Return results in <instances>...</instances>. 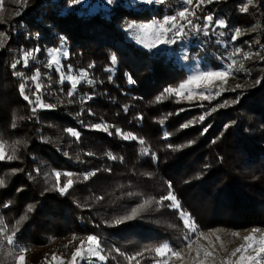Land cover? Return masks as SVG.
<instances>
[{"label":"trees","instance_id":"obj_1","mask_svg":"<svg viewBox=\"0 0 264 264\" xmlns=\"http://www.w3.org/2000/svg\"><path fill=\"white\" fill-rule=\"evenodd\" d=\"M22 2L0 0V29L8 35L0 48V138L9 143L26 142L19 146V159L0 161V177L7 181L0 188V216L11 228L28 205L36 206L18 233V245L28 249L26 259L31 264H46L48 244L54 241L58 247L65 246L73 234L76 240L97 236L108 257L105 264H125L124 258L141 252L144 255L137 257L140 264H154L155 253L146 250L164 242L181 249L187 230L175 209L153 204L133 220L113 223L145 199L165 195L166 182L173 185L183 209L200 230L264 228V0H253L247 12L241 11L247 0H214L197 10L192 18L196 25L202 27L203 17L211 14L214 21L224 20L226 27L213 23L207 36L191 26L186 28L188 63L199 57L217 69L238 56L246 70L233 73L240 87L183 111L171 108L177 105L173 96L159 102L156 97L166 86L185 78L184 67L167 46L151 50L136 45L128 36L127 25L175 15L184 8V0H165L162 5L144 0H115L113 5L105 0ZM93 3H104L106 8L91 12L88 6ZM16 7L21 8L20 15H16ZM236 29L242 35L232 41ZM61 46L69 52L63 66L87 70L94 81L78 85L73 97L67 96L70 87L59 82V74L44 67L47 49ZM37 47L41 51L28 67L22 61L15 69L11 67L24 51ZM236 49L241 54L232 56ZM243 53H250L251 59L245 60ZM113 54L118 63L113 71H106L112 67L109 57ZM90 64L94 66L89 69ZM37 68L44 86L42 101L56 107L33 112V104L24 100L19 85L26 83L25 94L35 101L34 85L13 73L31 76ZM125 73L135 83L129 84ZM237 97L238 102L231 103ZM205 113L210 114L204 121L181 128ZM14 115L23 117L16 120L15 128L11 126ZM98 123L142 137L158 159L142 154L137 141L117 137L114 128L109 135L90 127ZM176 126L179 128L173 133ZM66 129L76 130L79 139ZM165 132L171 133L167 139ZM162 143L184 147L163 151ZM109 152L123 159L111 160L106 155ZM13 169L22 171L12 174ZM53 170L78 174V182L61 195L52 188L54 177L48 184L44 182V173ZM92 171L96 174L83 181L82 174ZM65 180L62 175L61 183ZM101 196L102 200L96 199ZM8 202L9 207H3ZM11 250L14 246L5 247L0 264H13L7 255ZM65 250L68 253L70 247Z\"/></svg>","mask_w":264,"mask_h":264},{"label":"snow or ice","instance_id":"obj_2","mask_svg":"<svg viewBox=\"0 0 264 264\" xmlns=\"http://www.w3.org/2000/svg\"><path fill=\"white\" fill-rule=\"evenodd\" d=\"M17 3H20L21 0H16ZM82 0H73V4H79ZM115 0H105L107 5H113ZM145 3H155V4H164L165 0H144ZM213 0H184L186 5L192 6L184 7L180 11H178L175 15L172 16H164L161 20H153L150 23H145L142 25H134L128 24L127 28L129 30L135 29L138 33H147L152 32L153 39L150 43L144 42L140 36H137V42L144 44L145 47L149 49L158 48L160 45H173L177 42V40L182 39L184 35L187 33L185 29L191 26L193 31H203L205 36L208 35V29L214 23L216 26L220 28L226 27V23L224 20L216 19L214 21L213 15L209 14L203 17V25L198 26L193 22V17H196L197 10L200 9L204 4H210ZM23 3L26 5L27 0H23ZM253 4V0H247L241 7L242 12H247L249 10V6ZM16 15H20L19 12ZM199 18V17H197ZM220 36H224L225 33L220 32ZM242 35L240 29H236L234 34L231 36L232 41H236L238 37ZM63 39L61 38L62 45ZM8 41V35L0 31V48H3ZM41 49L39 47L26 50L23 52L22 56L19 60L14 62L11 67L13 69L16 68L17 64L21 61L25 67H28L29 61L31 59H35V53L40 52ZM241 54L240 49H236L231 55L237 56ZM48 60L45 63L44 67L48 69L54 68L57 73H59V82L63 84L64 82H68L70 84V89L67 91L68 97H73L76 93V89L78 85L82 82H86L91 85L94 83L92 79H89V73L87 70H79L78 74H73L72 66H67V71L64 70V66L61 62V57L67 58L69 56V52L64 50L63 47H52L47 49ZM243 58L245 60L251 59L250 53H243ZM187 59V57H185ZM230 59V62L226 64V66L219 70L212 69H197L194 73L189 74L186 79L179 82L176 86H168L163 92L156 97V101L159 102L162 99H166L168 96L177 97V102L180 99L192 101L194 99L199 100H209L213 99L216 96H220L222 91L225 90L223 85L227 83V80L230 76L233 75L235 71H245L243 62H238L235 59ZM111 68L106 69V71H113L115 66L118 63V57L116 54H113L109 57ZM94 65L90 64L89 69ZM15 76L22 77L25 81H30L34 85V91L32 92V96L35 97V101L32 98L25 94L26 83H21L19 85V90L24 100L28 101L30 104H33L32 111L35 112L37 108L39 109H53L56 107L54 104L44 103L41 98V92L43 90V84L41 83V71L40 69H35L31 76H24L21 72H14ZM127 81L129 84L135 83L131 74L125 73ZM111 79V76L109 77ZM217 82L219 84L217 85ZM259 83V81H257ZM215 86V91L213 92V87ZM237 87H240L237 85ZM234 90V89H233ZM91 96H87L86 99H91ZM239 97L236 100L231 101V103H237ZM71 102V101H69ZM84 102V101H82ZM226 104L228 102H225ZM224 105H221V107ZM125 111H128L127 106H125ZM183 111V109H180ZM211 111H216V108H213ZM210 113L202 114L198 117V119L194 118V120L188 121L185 124L181 125V128H187L193 125L196 122H202L205 120L206 116ZM171 115V114H169ZM23 119V117L17 118L14 115L12 127H16V120ZM138 119H143L142 116H139ZM164 119H167L165 117ZM163 120L160 121L163 124ZM92 127L95 130H102L104 132H108L109 135L112 133L109 132L110 128L115 127L114 125H109L107 123H98L93 124ZM227 128L228 125H225ZM67 132L70 133L73 137L79 139V133L73 129H66ZM207 131V129H204ZM115 134L120 136L124 140H133L137 141L141 146L140 151L144 155H151L153 161L158 159L157 154L154 151H151L150 147L146 146L147 142L142 137H137L133 133L124 132L122 129L116 127ZM171 133L165 132L164 138L167 139ZM189 144L194 143V141H189ZM22 144H26L23 140H15L9 143L6 140L0 138V161L5 159L12 161L19 159L17 152L19 151V146ZM168 148L172 150H177V148H182L184 145L173 146L167 145ZM88 155H93V153H87ZM67 155V153H65ZM109 159H123V157H116L112 153L106 154ZM207 167V165H206ZM107 171H111V169H106ZM22 171V169H13L12 174L16 172ZM98 171V170H96ZM96 171L86 172L82 174V180L88 181L90 177L96 174ZM39 174V170H37ZM66 177V180L61 183V176ZM150 175V174H148ZM45 184H48V179L54 177L55 183L52 185V188L58 191L61 195H65L68 193L69 189L73 187L75 183L78 182L79 175L74 174L72 172H64L53 170L52 173H44ZM76 176L77 179L73 177ZM31 178V177H30ZM6 179L4 177H0V188L6 186ZM167 183V192L165 195H161L159 198L150 197L147 198L138 205L136 208H133L130 213L119 217L113 221L114 224H121L126 221H130L135 219L140 211L151 207L155 204L157 207H168L170 209H175L178 212L180 219L183 222L184 228L187 230L183 236V241L185 242V246L187 248V253L179 248H175L171 246L168 242H164L159 246H156L152 249H147L146 251H152L155 253L157 259L154 260V264H171L172 260H178L181 264H208L209 258L216 259L217 253L215 252V245L213 244L212 238L215 237V240L220 242L221 237L218 235L219 232L224 231L223 229H215L209 233H205L199 229L195 220L191 217V214L185 211L182 207L181 201L179 200L177 194L173 189V185L170 182ZM20 191V189H18ZM45 191H48V188H45ZM131 194V193H129ZM97 200H102L103 197H96ZM165 201H168L167 205L164 204ZM11 202L5 203L3 207H9ZM35 205L30 204L27 206L25 213L20 216L18 220H16L15 224L8 226L5 223V218L0 216V247H3L5 244L8 246H14V250L8 251L7 255L13 257L14 264H25L26 253L28 249L26 247H21L18 245V233L21 230V225L23 222L27 221L29 213H32L35 210ZM195 235V239L193 238ZM231 236L239 237V232L232 231L230 233ZM77 236L73 234L72 240L69 241V245H65L64 247H69L75 240ZM203 239L208 242V246L200 244L199 241ZM242 243L239 244L236 248H234L231 252H228L222 259H220V264H264V230L261 228L254 227L251 231L243 236ZM102 241L95 235H88L85 239L79 241V244L71 252V257L66 261L63 257L57 256L55 253L51 256V261L55 262V264H80L81 261L86 262V264H91L93 259L99 260L101 262L108 259L107 255L104 254V249L102 247ZM221 250H225V246L223 242H220ZM116 251H119L118 249ZM17 252L19 253L17 255ZM195 253V255H191V253ZM123 255V253H120ZM144 253H136L134 256L126 257L128 259L129 264H132V261H136V264H140L137 257L143 256ZM45 261L47 264L48 257H45Z\"/></svg>","mask_w":264,"mask_h":264},{"label":"rangeland","instance_id":"obj_3","mask_svg":"<svg viewBox=\"0 0 264 264\" xmlns=\"http://www.w3.org/2000/svg\"><path fill=\"white\" fill-rule=\"evenodd\" d=\"M214 1V0H213ZM17 4H19V3H17ZM83 5H87V2H83L82 3ZM22 5H24V3L22 2ZM184 5V7H189V8H191L192 6H190V5H186V4H183ZM3 6V5H2ZM89 8H90V11L91 12H94V11H97L98 9H100V8H106V4H101V5H98V4H96V3H93L91 6H88ZM1 8V7H0ZM16 9V11L15 12H21L22 10H21V8H15ZM21 10V11H20ZM0 12H1V9H0ZM150 23V22H149ZM134 25H136V24H134ZM138 25H142V24H138ZM0 31H3V32H5V30L4 29H0ZM185 32L186 33H188L189 31L187 30V29H185ZM140 36V38L141 39H143L144 40V42H145V44L146 43H150L151 42V40L153 39V34H152V32H147V33H138L135 29H133V30H129L128 29V36H129V38L136 44V45H138V46H140V47H143V48H145V49H149V48H147V47H145L144 46V44H141V43H138L137 42V36ZM184 38L186 39V37H185V35L182 37V39H179V40H177V42L175 43V44H173V45H170V46H168V45H160L159 47H161V46H167V48H168V51H169V53H171V54H174L175 55V57H176V60L179 62V64H181L182 65V67H184V69H185V78H183V79H181L180 81H176V82H174V83H171L169 86H176V85H178L179 84V82H181V81H183L184 79H186V77L189 75V74H191V73H194L198 68L199 69H201V70H204V69H212V70H219V69H222V68H224L225 66H226V64L227 63H225V64H223V65H221L219 68H217V69H213V68H211L209 65H208V63L207 62H203L202 61V59H200L199 57H194L193 59H192V61L190 62V63H188V61H187V59H185V57H187V55H188V45H187V43L184 41ZM187 40V39H186ZM175 47V46H177L176 48H177V50H172L173 48L172 47ZM158 47V48H159ZM158 48H155V49H151V50H157ZM172 48V49H171ZM64 49V48H63ZM65 50V49H64ZM230 58H232V57H230ZM65 58L64 57H61V62L64 60ZM233 59H235V60H237L238 62H242V60H241V58L240 57H236V58H233ZM47 60H48V55H47ZM230 60V59H229ZM62 65H63V63H62ZM54 69V68H53ZM55 70V69H54ZM64 70L65 71H67V66L66 67H64ZM72 71H73V74H78V72H79V70H76V69H74L73 67H72ZM59 74V73H58ZM65 84H67L68 85V88L70 87V84L68 83V82H64ZM219 84V82H217V85ZM166 87H168V86H166ZM236 88L237 87V84H236V82H235V80H234V75H232V76H230L229 78H228V80H227V83L226 84H224L223 85V88L225 89V90H223L222 91V93H225V92H227V91H229V90H231L232 88ZM216 89H215V86L213 87V92L215 91ZM217 97V96H216ZM216 97H214V98H216ZM61 97H59V99H60ZM213 98V99H214ZM173 99H174V104H177L176 106H172L171 108L172 109H178V110H180V109H189V108H192V107H195V106H200L202 103H204V102H207V101H210V100H212V99H209V100H199V99H194V100H192V101H188V100H184V99H180L179 100V102H177V97H175V96H173ZM177 102V103H176ZM110 125V124H109ZM117 126H115V127H113L114 128V132H115V128H116ZM179 128V126H176L175 128H174V130H173V133H175L177 130H178V128ZM118 128H120V127H118ZM123 130V129H122ZM102 131V130H101ZM124 132H128L127 130H123ZM116 135V134H115ZM117 136V135H116ZM117 137H120V136H117ZM121 138V137H120ZM179 146V145H178ZM160 148H161V150H165L166 151V149L168 148L167 147V145L165 144V143H162V144H160ZM168 150H170V148H168ZM177 150H179V148H177ZM164 158H166V156L164 157ZM257 228H261L262 230H264V228H262V227H257ZM215 229H223L224 231H221V232H219L218 233V235L221 237V241L220 242H223V244H224V246H225V250H221V248H220V242H218V241H216L215 240V237H213L212 238V240H213V244L215 245V252L218 254L217 255V258L216 259H212V258H209V261H208V264H220V259H222L228 252H231L234 248H236L237 246H239V244H241L242 243V237L243 236H245V235H247L250 231H251V229H252V227L251 228H246V229H241V230H236V229H231V228H229V227H223V226H220V227H212V228H206V229H203L202 231L203 232H205L206 234L207 233H209V232H211L212 230H215ZM232 231H236V232H239V234H240V236L239 237H234V236H231L230 235V233L232 232ZM193 238L195 239V235H193ZM80 240H82V238L81 239H78V240H76L75 242H73L69 247H70V251L67 253V250H65V247L64 246H56L55 245V243H54V241H51V239H50V243L48 244V249L46 250V256L48 257V261H47V264H55V262H53V261H51V256H52V254L53 253H55L57 256H59V257H63L64 259H65V261L68 259V258H70L71 257V252H72V250L76 247V245L77 244H79V241ZM199 243L200 244H202V245H204L205 247H207L208 246V242L206 241V240H203V239H201L200 241H199ZM63 245H69V244H67V243H65V244H63ZM7 245L5 244L3 247H0V254L1 253H5L4 252V250H5V247H6ZM181 250H183L185 253H187V248H186V246H183L182 248H181ZM116 253H118V252H116ZM19 253L17 252V255H18ZM105 254V253H104ZM134 254H136V253H134ZM191 255H195V253L193 252V253H191ZM125 259V261H123L125 264H129V261H128V259H126V258H124ZM11 261H13L12 263L14 264V260H13V257H11ZM46 262V261H45ZM25 264H31L30 263V261H29V259H25ZM80 264H86V262H84V261H81L80 262ZM91 264H105V261H103V262H101V261H99V260H96V259H93L92 260V262H91ZM132 264H136V261H132ZM171 264H181V262L180 261H178V260H175V259H173L172 260V262H171Z\"/></svg>","mask_w":264,"mask_h":264}]
</instances>
